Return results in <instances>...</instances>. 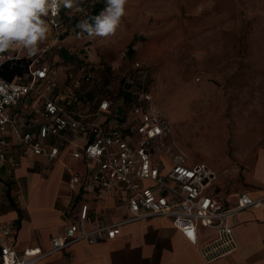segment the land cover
<instances>
[{"label": "rangeland", "instance_id": "rangeland-1", "mask_svg": "<svg viewBox=\"0 0 264 264\" xmlns=\"http://www.w3.org/2000/svg\"><path fill=\"white\" fill-rule=\"evenodd\" d=\"M95 1L64 9L63 27L48 26L41 45L66 75L80 78L83 67L98 75L109 97L150 91L169 122L163 155L174 148L187 167L203 163L240 183L264 145V0H128L110 37L77 27Z\"/></svg>", "mask_w": 264, "mask_h": 264}, {"label": "built area", "instance_id": "built-area-1", "mask_svg": "<svg viewBox=\"0 0 264 264\" xmlns=\"http://www.w3.org/2000/svg\"><path fill=\"white\" fill-rule=\"evenodd\" d=\"M60 10L56 16L49 13L43 18L57 32L63 27ZM39 47V53L34 56H29L19 46L0 53V70L6 63L20 58L29 60L22 76L7 80L0 74V160L4 159L7 150L4 133L11 123L8 108L28 95L41 97L43 122L36 136L30 132L23 134L24 142L29 144L33 153L43 154L44 141L51 135L59 137L71 133L84 136L86 143L71 155L77 159L94 160L97 168L84 181L78 174L72 173L71 184H81L91 196L99 192L109 194L114 188H121L127 195L130 216L116 223H105L100 219L98 225L88 229L89 207L86 203L82 204L77 216L72 217L64 231L51 239L48 251L28 248L23 253L16 250V228L0 222L1 264H34L80 240L89 244L112 240L123 224L155 216L168 218L175 230L192 244H197L199 236L206 235V231L214 232L208 241L199 245V252L207 263L236 252L238 245L234 226L237 217L245 210L263 206L264 194L252 198L246 193H239L231 204L219 193H208L215 177L205 164L187 167V159L174 148L163 155L169 136V122L161 115L153 94L148 90L125 89L130 92L132 104L128 109L122 107L120 113L116 111L113 100L102 99L98 111L111 112L106 122L97 121L93 115L77 107L68 90L53 95L58 87L57 69L44 64L43 57L48 48ZM135 67L139 64L136 63ZM93 79L91 72H85L86 82L90 83ZM46 93L52 95L46 96ZM58 152V146L54 145L46 153L47 159L53 161ZM16 165L12 162V167Z\"/></svg>", "mask_w": 264, "mask_h": 264}, {"label": "crops", "instance_id": "crops-1", "mask_svg": "<svg viewBox=\"0 0 264 264\" xmlns=\"http://www.w3.org/2000/svg\"><path fill=\"white\" fill-rule=\"evenodd\" d=\"M51 55L48 49L43 62L57 69L58 87L53 95L68 90L75 99V105L100 122H106L111 117L109 111H98L102 99L113 100L116 111L122 112L124 99L107 96L108 86H105L106 82H99L98 75L91 72L94 79L86 82L84 74L87 70L83 67L81 77L72 78L61 68L58 55ZM48 95L52 94L46 93ZM42 111L43 100L32 94L20 98L7 110L11 123L4 133L7 142L5 157L0 160V222L16 228L14 241L19 253L28 248L48 251L51 239L64 231L85 203L89 207L88 229L98 225L100 219L105 223H116L130 216L127 195L121 188L116 187L109 194L99 192L91 196L81 184H71L72 173L78 174L84 181L97 168L96 161L77 159L71 155L86 143L84 136L71 133L59 137L51 135L44 141V153H33L22 136L27 132L37 135L43 122ZM246 142L254 140L250 137ZM54 145L58 146L59 152L53 161H49L46 153ZM12 162L17 165L12 167ZM246 166L240 183H230L225 176L216 177L212 172L215 179L208 193H219L231 204L239 193H246L252 198L262 196L264 145L247 158ZM213 235L214 232L206 231V235L199 236L197 244H192L175 230L168 218L155 216L123 224L112 240L92 244L80 240L34 264H264V205L238 215L234 226L238 245L236 252L207 263L199 252V245Z\"/></svg>", "mask_w": 264, "mask_h": 264}, {"label": "clouds", "instance_id": "clouds-1", "mask_svg": "<svg viewBox=\"0 0 264 264\" xmlns=\"http://www.w3.org/2000/svg\"><path fill=\"white\" fill-rule=\"evenodd\" d=\"M128 0H106L105 9L90 23L82 19L77 27L100 37L114 35L126 14ZM61 7L83 12L77 0H0V53L19 46L29 56L37 55L49 27L43 19L56 16Z\"/></svg>", "mask_w": 264, "mask_h": 264}, {"label": "trees", "instance_id": "trees-1", "mask_svg": "<svg viewBox=\"0 0 264 264\" xmlns=\"http://www.w3.org/2000/svg\"><path fill=\"white\" fill-rule=\"evenodd\" d=\"M80 5V7L82 8V4H78ZM106 7V0H97L95 1L91 8L90 11L88 13L87 19L89 20L90 23L93 22V19L95 16L99 15ZM66 8L62 7L60 10V19L62 22L65 21L64 19V14H65V10ZM88 33V32H87ZM66 34H64L65 37ZM29 64V60L26 58H20L18 60H15L13 62H9L6 63L5 65H3V67L0 70V74L7 80H12L15 79L18 76H22L26 70H27V66ZM130 88V87H129ZM123 91H125V87L122 88ZM122 91V98L124 99V108L128 109L130 107V105L132 104V99L130 97V92L129 91Z\"/></svg>", "mask_w": 264, "mask_h": 264}]
</instances>
